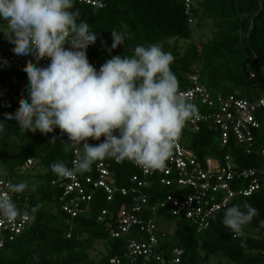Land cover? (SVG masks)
<instances>
[{"label": "trees", "instance_id": "16d2710c", "mask_svg": "<svg viewBox=\"0 0 264 264\" xmlns=\"http://www.w3.org/2000/svg\"><path fill=\"white\" fill-rule=\"evenodd\" d=\"M102 1V9L79 3L72 9L79 10L78 22H86L98 37L88 48L90 63L97 70L112 56L131 57L136 46L157 44L175 58L170 67L179 81V92L192 87L188 78L196 74L198 83L214 102L217 96H236L249 102L264 99V0H192L190 16L186 14L183 0ZM207 25L209 39L193 43V27ZM113 30L131 33V38L126 36L125 43L109 53L106 49L111 47ZM171 41H174L172 47ZM180 41L191 43L183 55L177 46ZM12 47L0 33V52L9 55ZM29 88L27 75L11 69L0 70V121L9 115L14 119L21 101L28 100ZM193 104L201 115L215 113L218 109L200 102ZM255 116L260 128L250 154L232 136L226 146H221V133L213 122L200 124L197 132L182 131L181 143L203 165L207 158L222 165L230 158L233 169L239 173L251 169L258 171L264 164L261 155L264 108L257 109ZM4 124L5 131L0 133V169L6 172L4 178L11 184H28L27 190L13 194V198L17 208L28 211L34 222L32 228L6 244L0 254V264H112V260L118 264H161L154 257L148 262L141 257L131 258L129 244L148 240V234L141 231L140 226L131 227L120 238L112 236L119 232L121 212L131 213L137 203L139 195L132 192L141 193L147 199L141 212L132 214L143 224L154 223L159 247L165 251V264H170L174 249L183 251L181 264H212L215 258L227 264H264L261 238L264 189L250 196L237 195L209 221L206 229L199 231L184 216H173L168 207L161 208L168 196L186 195L189 190L177 184H161L163 175L158 171L144 179L135 164L128 161L116 164L112 159H105L111 172L107 183L115 190L111 200L103 190L86 187L87 192L92 193L89 212L71 218L62 210L63 191L51 185L57 177L51 165L62 161L69 168L73 167L76 151L64 150L67 135L58 128L47 135L39 131L23 133L14 121L7 120ZM52 137H56L55 144L49 143ZM29 161H32L31 166H28ZM94 166L95 163L90 172L77 175L97 180ZM32 169L38 173L27 172ZM133 178L144 179L145 189L137 188ZM249 183L243 177L236 179L232 187L235 190L247 188ZM121 190H126L128 195L123 196ZM245 203L256 208L259 215L244 227V236L234 239L232 231L222 223L223 216L227 208L239 205L243 209ZM98 246L105 252L95 260L91 253L96 252Z\"/></svg>", "mask_w": 264, "mask_h": 264}, {"label": "clouds", "instance_id": "9594fccd", "mask_svg": "<svg viewBox=\"0 0 264 264\" xmlns=\"http://www.w3.org/2000/svg\"><path fill=\"white\" fill-rule=\"evenodd\" d=\"M75 3L0 0V33L13 45L12 52L36 64L50 61L46 67L27 64L28 100L21 101L14 119L9 115L4 121H14L23 133L47 135L58 128L67 135L64 150H75L79 158L71 168L62 161L51 165L61 179L90 172L94 163L105 159L131 162L146 174L164 170L186 123L199 118L197 107L179 93L170 67L174 56L157 44L138 45L133 56H112L97 70L87 49L98 37L86 22H78L79 10H72ZM126 36L131 38V33L111 31L112 44L106 50L111 53L123 45ZM3 64L7 66V61ZM4 121L0 133L5 131ZM102 136L101 143H87ZM49 143L55 144L56 137ZM6 175L0 169V180ZM28 187L26 182L8 185L11 194ZM19 215L11 195L0 196V222H14ZM258 215L250 204L243 209L233 205L222 223L235 239L244 236V227Z\"/></svg>", "mask_w": 264, "mask_h": 264}, {"label": "built area", "instance_id": "2783aa9c", "mask_svg": "<svg viewBox=\"0 0 264 264\" xmlns=\"http://www.w3.org/2000/svg\"><path fill=\"white\" fill-rule=\"evenodd\" d=\"M183 1L186 7V14L190 16L192 0ZM76 3L97 9L104 8L102 0H76ZM0 25H3V22H0ZM65 47L68 46L66 45ZM88 54L89 49H87V58ZM4 61H7V66H4ZM29 62L35 66L43 67V65L49 63V60L41 59L36 64L34 60L29 61L17 58L13 52L9 55H4L0 52V70L11 69L26 75L24 69ZM188 79L192 87L179 93L184 95L191 103L200 102L209 108L217 106L218 109L215 113L199 114V118H193L188 121L182 131L190 130L191 132H197L200 124L213 122L220 130L221 139L219 142L221 146H226L229 137L232 136L238 144L247 148L248 154L252 153L254 150L255 134L260 128L255 114L257 109L264 108V99L257 102H249L236 96H217L214 102L206 89L198 83V76L196 74L190 75ZM103 140L104 137L102 136L99 141L87 140V143L96 145L103 142ZM261 155L264 156V150L261 151ZM78 158L79 154L75 152L72 166ZM31 165L32 161H29L28 166ZM135 167L141 172L144 179L152 176L153 172L146 174L142 168L136 165ZM94 168L95 173L98 175L95 181H93L92 177L82 179L76 175L73 178L66 179L56 177L51 182L52 186H58L63 191L60 199L61 204H63L62 210L71 218H76L81 214L89 212L92 193H88L86 187L90 188L91 186L93 190H103L107 194L108 200H111L115 192L107 183L111 177L109 163L98 161L95 163ZM158 172L163 175L161 184L166 186L177 184L182 189L189 190L186 195L178 197L168 196L166 201L161 204V208L168 207L169 212L173 216H184L199 231L206 229L209 221L213 220L216 214L225 208L237 195L250 196L252 193L264 189V164L258 171L251 169L241 173L233 169L230 158L225 159L224 165L212 158H207L203 165L197 161L193 152L184 148L181 143V137L174 148L172 157L167 162L166 168ZM243 177L249 180V186L247 188L240 187L237 190L233 189L232 183L236 179H242ZM144 179L141 181L133 178L132 182L137 185V188L145 189L146 182ZM10 183L7 178L0 180V196L11 195V199L16 205L13 194L9 193L8 185ZM132 193L139 195L137 203L132 208L131 213L126 210L121 212L119 232L114 233L112 236L120 238L123 234H127L131 227L140 226L141 231H145L148 234V240L144 243L131 242L129 244L131 258L137 259L141 257L145 262H148L154 257L157 262L165 264V251L159 247L154 223L147 222L143 224L132 214L141 212L142 205H146L147 199L141 193ZM121 194L127 196L128 192L121 190ZM219 195H221V198ZM218 198H220L219 201ZM33 222L32 215L26 210L20 211V215L14 222H7L6 220L0 222V254L6 244L13 242L22 233L32 228ZM261 238L264 242V232ZM182 256L183 251L174 249L172 251L173 259L170 264H181ZM262 256L264 258V247L262 249ZM111 263L118 264L114 260Z\"/></svg>", "mask_w": 264, "mask_h": 264}, {"label": "rangeland", "instance_id": "374dc122", "mask_svg": "<svg viewBox=\"0 0 264 264\" xmlns=\"http://www.w3.org/2000/svg\"><path fill=\"white\" fill-rule=\"evenodd\" d=\"M209 26L207 25L206 27L203 28H199V27H193V43H198L199 41H207V39H209L210 37V33H209ZM170 46L172 47L174 45V41H171ZM191 43L190 42H184V41H180V43H177V46L179 47V51L180 53L183 55L186 53L187 48L189 47ZM160 47L162 48V45H160ZM6 91V90H4ZM27 171V170H26ZM28 173L32 172V175L38 173V170H29L27 171ZM104 248L102 246H98L97 247V251L94 253H91V258L97 260L100 255L99 254H103ZM212 264H227V262L223 259H219V258H215V260L213 259Z\"/></svg>", "mask_w": 264, "mask_h": 264}]
</instances>
